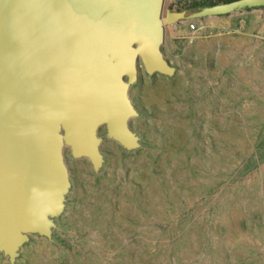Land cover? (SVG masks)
I'll list each match as a JSON object with an SVG mask.
<instances>
[{"label":"rangeland","instance_id":"374dc122","mask_svg":"<svg viewBox=\"0 0 264 264\" xmlns=\"http://www.w3.org/2000/svg\"><path fill=\"white\" fill-rule=\"evenodd\" d=\"M190 1L176 10L228 0ZM240 19L190 20L177 39L167 26L175 74L141 65L129 86L139 147L100 129L98 168L66 147L49 236L27 233L0 264H264V34Z\"/></svg>","mask_w":264,"mask_h":264},{"label":"water","instance_id":"95a60500","mask_svg":"<svg viewBox=\"0 0 264 264\" xmlns=\"http://www.w3.org/2000/svg\"><path fill=\"white\" fill-rule=\"evenodd\" d=\"M264 8L234 0L187 11L165 0H0V250L49 236L69 188L64 149L101 165V139L138 148L129 86L139 62L173 76L167 26Z\"/></svg>","mask_w":264,"mask_h":264},{"label":"crops","instance_id":"0c3cea01","mask_svg":"<svg viewBox=\"0 0 264 264\" xmlns=\"http://www.w3.org/2000/svg\"><path fill=\"white\" fill-rule=\"evenodd\" d=\"M180 0H166L167 10H176V4ZM240 18L243 20L244 25L240 26V31L244 36H255L264 34V8L247 9L239 12ZM189 21L180 22L175 25H171L173 36L175 39L181 38L184 33L178 28H182ZM166 43V41H165ZM164 43L163 48L165 49L166 44Z\"/></svg>","mask_w":264,"mask_h":264},{"label":"trees","instance_id":"16d2710c","mask_svg":"<svg viewBox=\"0 0 264 264\" xmlns=\"http://www.w3.org/2000/svg\"><path fill=\"white\" fill-rule=\"evenodd\" d=\"M231 1H234V0H228V1H226V2H231ZM216 3H211V4H198V3H192V4H190L187 8H186V10H188V11H191V10H200V9H202V8H204V7H207V6H212V5H215Z\"/></svg>","mask_w":264,"mask_h":264},{"label":"built area","instance_id":"2783aa9c","mask_svg":"<svg viewBox=\"0 0 264 264\" xmlns=\"http://www.w3.org/2000/svg\"><path fill=\"white\" fill-rule=\"evenodd\" d=\"M188 2H191V1L188 0ZM240 24H241V25H244V22H243L242 19H240ZM189 27H190L191 30H196V25H195V24H191Z\"/></svg>","mask_w":264,"mask_h":264},{"label":"bare ground","instance_id":"6f19581e","mask_svg":"<svg viewBox=\"0 0 264 264\" xmlns=\"http://www.w3.org/2000/svg\"><path fill=\"white\" fill-rule=\"evenodd\" d=\"M141 65H143L141 62H139V67L141 66Z\"/></svg>","mask_w":264,"mask_h":264}]
</instances>
